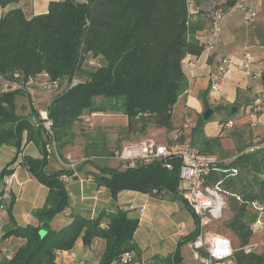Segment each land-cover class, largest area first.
I'll list each match as a JSON object with an SVG mask.
<instances>
[{
	"label": "trees",
	"instance_id": "16d2710c",
	"mask_svg": "<svg viewBox=\"0 0 264 264\" xmlns=\"http://www.w3.org/2000/svg\"><path fill=\"white\" fill-rule=\"evenodd\" d=\"M20 1L0 0V6ZM212 1L60 0L51 1L42 14L29 17L22 8L15 7L2 15L1 77L27 83L46 75L50 82L58 83V88L63 84L65 87L47 105L53 121L51 131L44 128L31 98L29 111L19 112L17 98L24 95V89L0 92V149L10 146L16 150V156L0 173V209L4 207L5 216L12 220L13 192L8 203L1 201V196L5 179L14 173L12 166L17 161L48 188L45 205L34 213L38 226L16 225L5 230L0 264H61L62 253L72 251L79 243L90 247L97 239L106 242L99 264L120 263L124 253L140 258L135 241L140 220L126 211H102L96 218L76 214L66 227L52 228V221L69 206L62 176L72 175L73 171L49 172L47 146L53 141L60 149L71 144L76 123L92 113L120 112L128 119V130L137 127L145 132L153 127L174 131L173 110L187 86L183 62L205 50V44L194 37L191 11ZM214 1L227 8L241 0ZM207 14L210 16L209 10ZM92 62L96 67L88 70L86 65ZM74 77L81 82L71 86ZM196 130L202 131V126L197 125ZM181 131L176 140L169 141L171 150L184 144ZM213 142L203 139L191 144L212 154ZM28 143L40 149V158L22 154ZM180 167V158L172 154L166 159L138 161L123 171L103 167L87 174L106 187L114 199L123 190L160 198L163 193L178 195ZM208 180L221 182L226 193L231 217L223 227L238 243L234 248L237 264H264V254L244 250L251 244L252 225L258 218L250 203L258 200L264 204V145L251 151L241 149L230 163L221 162ZM193 216L197 228L188 236L191 242L199 233V220ZM19 238L24 243L11 250L6 241ZM166 262L181 264L179 250Z\"/></svg>",
	"mask_w": 264,
	"mask_h": 264
},
{
	"label": "crops",
	"instance_id": "0c3cea01",
	"mask_svg": "<svg viewBox=\"0 0 264 264\" xmlns=\"http://www.w3.org/2000/svg\"><path fill=\"white\" fill-rule=\"evenodd\" d=\"M51 1L60 0H21L16 5L5 8L0 6V18L15 7L22 8L29 17L42 14L47 12ZM247 3L256 13L253 21L245 23L244 14L236 12L222 22L221 35L218 39L212 37L211 18L207 14L209 2H205L198 10L191 11L194 37L205 44V50L200 56H188L183 62L187 86L173 110L175 130L167 132L165 129L151 127L148 129L149 135L158 137V132L168 135L170 140H176L179 129H182L181 134L185 136V142H190L187 132L196 125L192 127L188 119L194 118L192 121H195L197 118L195 123L197 124L199 116L208 108H212L215 113L227 114L223 119L227 116L234 119L239 117L240 123L245 119L253 122L263 120L264 81L257 78L255 74L260 69H264V0H247ZM247 52L253 57L252 75H247L238 66V62ZM222 58L230 59L233 65L215 85L213 75ZM233 108L236 109L234 113H232ZM228 110H230L229 113ZM260 111H262L261 114H259ZM256 117H259L258 120ZM229 120L232 119L227 118L226 121ZM219 127H221L220 124ZM208 128L206 127V132H211ZM218 133L223 135L225 130L222 131L220 128ZM182 145H177L175 148H180ZM22 154L34 158L42 156L40 149L33 143L26 144ZM15 156L16 150L10 146L0 149V173ZM16 163L12 166L14 173L10 177V186L15 197L12 220H9L8 216H0V242L5 230L12 226H38L39 221L34 213L45 205L48 195V188L34 178L24 166L16 165ZM55 164L50 157L49 172L61 169L60 164ZM65 183L69 206L52 221L51 226L54 230H60L69 225L76 214L96 218L102 211L111 213L126 211L130 217L140 220L135 241L139 247V259L142 264H168L167 259L177 250L180 252L181 264L196 262L192 242L187 241L188 236L197 228L196 221L190 208L180 198L179 188L178 195L163 193L160 198L147 193L123 190L118 194L117 199H114L110 191L104 186H99L92 175L86 174ZM184 210L190 212L193 222H190ZM176 215H184L186 220H179L175 225L173 216ZM6 242L7 246L14 250L22 245L24 240L9 239ZM105 247L106 242L101 239L95 240L90 247H84L79 243L72 251L60 255L61 264H80L81 262L99 264Z\"/></svg>",
	"mask_w": 264,
	"mask_h": 264
},
{
	"label": "rangeland",
	"instance_id": "374dc122",
	"mask_svg": "<svg viewBox=\"0 0 264 264\" xmlns=\"http://www.w3.org/2000/svg\"><path fill=\"white\" fill-rule=\"evenodd\" d=\"M94 67L96 66L92 63H89V66L86 65L88 70ZM44 82L45 78L40 77L30 83H15L5 80L0 75V92L16 88L24 89V95L18 96L17 98V105L18 108H20L19 112L23 114L29 111L28 108L31 102L29 98H31L38 111H41L40 116H42V113L48 108L49 96L56 95L65 87V84H63L61 88L49 91L44 89ZM227 112L229 113L230 110ZM261 112L262 111L258 113L261 114ZM214 113L215 111L208 121L203 119V114L200 115L197 124H195L197 118L195 121H192L194 118L188 119L192 127L196 125L187 132L190 143L194 140H213L212 155L217 156L223 163H230L233 161L241 149L244 151H251L252 148L264 145V118L261 122H253L245 119L240 123L239 117L234 119L227 116L223 119L227 114L222 115L219 112ZM227 118L233 120L234 126L232 130H225V133L222 135L218 133V131H220V128L224 131L222 126ZM256 118V120H258L259 117ZM219 124L221 127H219ZM197 125L202 126V131L196 130ZM206 127H209L208 130L211 132H206ZM157 135L158 137H156V135H149V131L142 132L137 127L128 130V119L120 112L112 111L100 113V115L95 117L91 122H86L84 118H82L76 123L74 126V140L71 144L60 149L57 144L52 143L50 147V157L52 158L53 164H60V170L73 171L71 176L76 174L73 179L83 177L87 173H96L103 167L123 171L130 166L127 161L121 160L119 155L130 145H138L148 140H154L157 143L166 144L168 148L171 149V145L169 144L170 137L158 132ZM151 136H155L156 138ZM196 147L198 146L196 145ZM178 149L180 148H173V150ZM16 165H19V162H17ZM51 169L53 170L52 167ZM8 177L10 181L11 176ZM169 197H171V195ZM184 212L186 213L185 215L189 217L190 222H193L190 212H188V210H184ZM230 217L231 212L229 207H227L223 218L210 226L209 231L228 237L233 242L234 248H237L238 243L236 239L223 227V223ZM173 219L174 224L177 225L179 220H186V217L184 218V215H176L173 216ZM250 245L253 247L254 252L264 254V227L254 232ZM203 255L204 252L201 251L199 253V259H197L194 264H200Z\"/></svg>",
	"mask_w": 264,
	"mask_h": 264
},
{
	"label": "built area",
	"instance_id": "2783aa9c",
	"mask_svg": "<svg viewBox=\"0 0 264 264\" xmlns=\"http://www.w3.org/2000/svg\"><path fill=\"white\" fill-rule=\"evenodd\" d=\"M209 11L213 39H218L220 37L222 22L236 12H242L244 14L245 23L252 22L256 14L253 7L247 3V0H241L236 5L227 8L219 7L216 1L213 0L209 6ZM92 64H94V62H92ZM232 65L233 62L228 58H222L220 60L213 75L215 85L219 79L223 78L228 73ZM192 66L195 65L192 64ZM238 66L245 71L247 75H252L253 57L251 53H245L241 61L238 62ZM255 75L257 78L264 81V69H260ZM41 77L45 78L43 84L45 90L51 91L59 87L58 83L53 84L50 82L46 75ZM36 79L37 78H31L28 83ZM80 82L81 80L79 78L74 77L71 86H75ZM52 97L53 96H49L48 104L51 102ZM98 115L100 114H86L83 118L86 122H91ZM41 119L44 128L47 131H51L53 121L49 118L47 110L42 113ZM233 126L234 122L229 120L223 124L222 128L223 130H229L232 129ZM52 143L54 144L55 142L53 141L47 146L50 154ZM251 150H254V148ZM172 154L178 155L181 160L179 172L180 195L199 220V233L192 242V248L195 250L196 259H199V253L203 251L204 255L200 260V264H237L234 258L235 249L231 239L224 235L211 233L209 231L210 226L223 218L224 212L228 207L227 196L221 186V182L210 183L208 180V176L212 171L218 170L219 164L221 163L217 156L202 152L190 142H185L178 150H171L166 144L148 140L138 145L126 147L119 155V158L123 161H127L129 166H134L138 161L151 162L157 159H166ZM234 172L236 171L234 170ZM75 176L76 174L73 176L63 175L62 180L66 182L73 179ZM5 180L6 184L1 196V201L8 203L11 200L12 191L9 177H6ZM250 208L258 214L257 220L252 225L253 232H256L264 227V204L255 200L250 203ZM6 214L7 211H5L4 207L1 208L0 216ZM244 250L246 253H250L253 251V247L249 245L246 246ZM134 256L133 253H124L121 262L117 264H142L141 260L139 258L134 259Z\"/></svg>",
	"mask_w": 264,
	"mask_h": 264
},
{
	"label": "water",
	"instance_id": "95a60500",
	"mask_svg": "<svg viewBox=\"0 0 264 264\" xmlns=\"http://www.w3.org/2000/svg\"><path fill=\"white\" fill-rule=\"evenodd\" d=\"M82 1H84V2H86V3H89L91 0H82ZM235 108H233L232 109V113H234L235 112ZM214 112V110L212 109V108H208V109H206L205 111H204V113H203V119L205 120V121H208V119L211 117V115H212V113Z\"/></svg>",
	"mask_w": 264,
	"mask_h": 264
}]
</instances>
